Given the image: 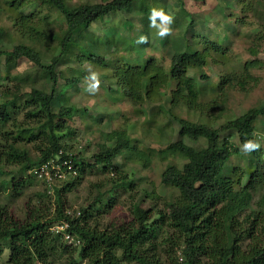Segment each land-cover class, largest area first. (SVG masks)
<instances>
[{
  "label": "trees",
  "instance_id": "16d2710c",
  "mask_svg": "<svg viewBox=\"0 0 264 264\" xmlns=\"http://www.w3.org/2000/svg\"><path fill=\"white\" fill-rule=\"evenodd\" d=\"M8 1L9 9L14 11L20 7L17 0ZM250 1L252 5L260 2ZM43 3L60 12L66 28L62 33L53 35L42 23L34 22L32 14L18 12L20 30H26L24 33L31 44L23 43L15 47L10 55L17 60L28 59L43 74L40 77L37 73H26L29 86L23 83L8 88L0 84V166L18 168L8 181L10 187L7 188L12 190L14 198L33 186L35 178L29 172L56 159L60 152L63 159L72 158L78 176L62 181L52 190L43 191L39 195L42 203H28L23 220L14 217L9 208L0 203V259L5 250L9 251L4 264H56L65 256L72 258V264H79L73 260L76 254L86 264H180L178 251H181L183 258L181 264H264V209L248 212L254 192L264 187V153L260 148L249 154L251 164L244 184L246 172L239 173L229 167L231 157L238 154L240 149L231 146L227 140L220 142L222 132L229 130L237 134L240 147L246 140L259 142L256 122L264 115V104L227 121L219 129L174 115L180 125L178 140L160 151L170 152L166 159L179 156L186 160L182 168L170 163L162 175L163 184L177 189L179 196L166 201L164 208L159 210L154 207L146 209L142 202H135L129 223L100 228L98 222L102 215L115 206V191L127 189L135 181L126 179L115 160L137 149L134 140L125 131L105 135L108 142L115 140L116 143L113 147L104 144L94 156L95 164L102 166L103 173L116 174L117 179L112 178L111 187L99 191L96 199L82 208L79 215L77 212L69 213L66 195L81 184L85 163L79 154L71 153L67 143L61 142L75 134L69 123L79 115L81 109L74 105L55 106L59 99L56 87L60 58L71 51L77 32L87 31L92 24L120 12L140 18L141 23V17L145 18L144 36L147 43H139L138 38L129 41L130 45L132 42L138 48L145 47L149 40L151 9H163L167 13V6L159 0H101L79 7H73L67 0H43ZM113 32L111 36L119 35L118 40H121L122 32H117V29ZM46 36L57 39L59 49V54L52 57L49 66L43 63L41 48L35 46L49 43L50 39ZM189 39L187 36L184 42L180 36L175 37L171 45L175 54L167 71L151 58L144 65H128L118 72V86L123 96L134 103L143 104L153 101L156 95L162 99L171 85V89L173 86L174 89L169 92L170 101L200 110L197 101L201 90L189 76V70L208 64L209 47L200 52L193 48ZM104 40V37L90 34L86 41L77 42L82 52L76 56L77 59L105 66L107 61L97 53L98 46L104 44ZM3 54L0 52V57ZM37 78L51 85V91L37 87ZM227 79L228 76H221L219 89ZM79 81L67 80L66 85ZM186 138L195 141L202 139L206 145L190 146L185 142ZM29 145L34 148V153L28 148ZM137 155L146 167L145 162H149L150 155L143 151H138ZM18 172L20 176H17ZM147 196L158 204V195L152 193ZM52 197L54 202L51 201ZM63 221L70 224L68 232L80 241L79 245L68 244L61 234L51 231ZM93 221L95 225H92ZM164 246L167 250L163 249ZM163 255L168 258L164 260ZM168 259H171L170 263H167Z\"/></svg>",
  "mask_w": 264,
  "mask_h": 264
},
{
  "label": "rangeland",
  "instance_id": "374dc122",
  "mask_svg": "<svg viewBox=\"0 0 264 264\" xmlns=\"http://www.w3.org/2000/svg\"><path fill=\"white\" fill-rule=\"evenodd\" d=\"M20 1L24 3L21 4ZM67 1L73 7H79L101 0ZM159 1L166 4L168 14L174 15L170 35L161 38L157 35V30L150 26L147 46L138 48L132 45V42L130 45L129 41L132 38L135 40L145 35V18L140 16L141 23L140 18L133 17L127 12L114 13L103 21L92 24L89 30L77 32L73 37L71 51L60 58L59 82L56 87L59 99L56 100L55 106L74 105L81 109L79 115L69 123L75 134L65 137L61 142L67 143L71 147V153L79 154L81 161L85 163L81 184L66 195L69 213L77 212L79 215L78 212L82 208L96 199L99 191L111 187L112 178L117 179L116 174L103 173L102 166L95 164L94 156L101 151V147L104 144L113 147L116 143L115 140L108 142L105 135L125 131L134 140L137 148L135 152L121 155L115 160L126 179L135 181L129 188L115 191V206L109 213L102 215L98 222L100 226L97 225L100 228L129 223L132 219L131 208L135 202H142L146 209L154 207L155 210H159L164 208L166 201L179 196L177 189L163 184L162 175L170 163L173 162L182 168L186 160L179 156L166 159L170 152L160 151L169 143L178 140L180 125L175 121L174 115L219 129L227 121L264 104V0L253 5L250 4V0H182L183 5L180 0ZM7 2L9 1L0 0V52L5 53L0 57V84L8 88L23 83L29 86L26 73L33 75L37 73L40 77L43 73L28 59L17 60L10 55L15 47L23 43L31 44L24 33L26 30H20V24L17 22L20 16L18 12L32 14L33 21L42 23V26L53 35L62 33L66 24L60 12L44 4L43 0H17L20 7L14 11L8 8ZM190 24L192 26H189ZM116 29L117 32L124 30L121 33L123 35L121 40H118L119 35L111 36ZM90 34L104 37L106 40L104 44H99L97 50L98 55L107 61L105 66L80 61L76 57L82 53L76 43L86 41ZM51 36H46L50 42L44 46L35 45L41 48L45 66H49L52 57L59 54L58 40ZM178 36L184 42L187 36L190 37L189 41L193 48L200 52L209 47L208 64L189 70V76L196 82L198 90H201L197 101L200 110L170 101L169 92L174 89V86L171 89V85L166 96L161 99L156 95L153 101L147 103H134L124 97L118 86L117 73L128 65H144L151 58L166 71L169 70L171 58L175 54L171 45ZM251 63L254 64L249 66ZM91 72L99 74L100 87L95 94L86 90L90 83L87 78ZM225 75L228 76L227 82L219 89L218 83L221 76ZM78 79L80 80L78 83L66 85L67 80ZM35 85L43 87L47 92L52 89L51 85L45 84L39 78ZM189 91L192 92L190 89ZM256 129L264 153V115L256 122ZM224 140L240 149L238 154L231 157L229 167L235 168L239 173L246 172L243 180L245 184L251 164L250 155L241 151L238 136L234 131L222 132L220 142ZM185 142L195 147L206 145L202 139L195 141L186 138ZM28 148L34 153L31 145ZM138 151L150 155L149 162H145L146 167L137 155ZM17 171L18 168L8 165L0 166L2 189L0 203L6 205L14 217L23 220L27 214V204L39 205V195L47 188L44 183L35 179L32 187L24 189L21 196L14 198L12 190L7 188L10 187L8 181ZM20 175L18 172L17 176ZM76 176L78 174L72 177ZM152 193L158 195L156 200L158 204H154L155 200L147 196ZM263 194L264 187L261 191L254 192L252 206L248 212L264 209ZM51 201L54 202V197ZM46 203L49 201L46 200ZM92 223L96 224L95 221ZM163 249L167 250L166 246ZM163 256L164 260L168 258L166 255ZM8 257L9 251L5 250L0 264H4ZM177 258L181 264L183 262L181 251H178ZM71 259L70 256H65L56 264H72ZM73 260L79 264H86L85 261H81L78 254ZM170 262L171 259H168L167 263Z\"/></svg>",
  "mask_w": 264,
  "mask_h": 264
},
{
  "label": "built area",
  "instance_id": "2783aa9c",
  "mask_svg": "<svg viewBox=\"0 0 264 264\" xmlns=\"http://www.w3.org/2000/svg\"><path fill=\"white\" fill-rule=\"evenodd\" d=\"M78 174V169L74 166L72 158L63 159L62 152L47 163L29 172V175L45 184L47 189H53L54 186L66 180L69 177ZM70 224L67 221L60 222L51 228L52 232L61 234L68 244L79 245L80 241L74 235L68 232Z\"/></svg>",
  "mask_w": 264,
  "mask_h": 264
},
{
  "label": "clouds",
  "instance_id": "9594fccd",
  "mask_svg": "<svg viewBox=\"0 0 264 264\" xmlns=\"http://www.w3.org/2000/svg\"><path fill=\"white\" fill-rule=\"evenodd\" d=\"M150 26L157 30V35L164 38L171 34L172 25L174 23V15L167 14L163 9H151L150 16ZM157 20L160 23H157ZM139 43H147V37L141 36L139 38ZM90 83L86 89L89 93L95 94L98 92L100 87L99 74L96 72H91L90 76L87 78ZM261 148V144L256 140H246L241 146V151L245 154H251L252 152L258 151Z\"/></svg>",
  "mask_w": 264,
  "mask_h": 264
}]
</instances>
